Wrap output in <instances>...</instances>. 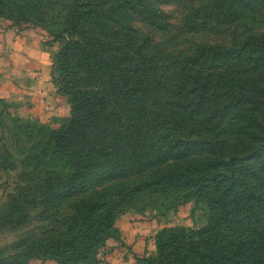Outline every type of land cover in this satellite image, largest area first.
<instances>
[{
    "label": "trees",
    "instance_id": "1",
    "mask_svg": "<svg viewBox=\"0 0 264 264\" xmlns=\"http://www.w3.org/2000/svg\"><path fill=\"white\" fill-rule=\"evenodd\" d=\"M173 1L180 26L162 7ZM46 7L18 11L64 25L54 69L70 115L10 199L15 223L38 215L34 254L99 264L118 217L161 195L169 208L204 202L208 223L159 231L157 253L138 264H264V32L175 46L264 16V0H72L59 22ZM10 156L0 136V170L16 169Z\"/></svg>",
    "mask_w": 264,
    "mask_h": 264
},
{
    "label": "rangeland",
    "instance_id": "2",
    "mask_svg": "<svg viewBox=\"0 0 264 264\" xmlns=\"http://www.w3.org/2000/svg\"><path fill=\"white\" fill-rule=\"evenodd\" d=\"M27 1L47 6V13L54 17V22H59L68 11L72 0H0L1 25L18 28L19 32L30 30V33H38L45 49L54 52L49 82L51 90L46 95L49 106L45 116L41 113L36 114L28 108L20 109L16 100L0 97V136L3 138L5 148L11 154L9 159L13 160L16 166L14 170L10 168L0 170V264H12L17 258L22 259L24 264L25 262L58 264L57 261L45 256L37 257L35 251L29 248L30 243L42 232L39 229L41 222L36 211L32 210L31 217L21 218L15 223L20 214L13 212L12 205H9L12 203L11 196L20 190L17 188L29 181V176L22 173H30L34 165L38 164V160L32 158L51 144V132L58 129L70 115V112H66L67 107L70 108L68 96L58 87L57 81L61 74L58 69H54L57 52L63 45L62 41L55 40L54 34L63 33L64 25H53L51 31L49 29L51 23L33 26L30 17L25 18L24 21L19 14L18 6ZM197 1L193 0V2ZM162 7L170 13L171 21L176 26H180L182 7L177 5L176 1L162 4ZM15 21L19 26H15ZM235 23L232 24L235 26L227 29V33L226 31L185 33L175 46L178 49H191L201 43L230 44L244 40L250 33L264 32V16L259 13L256 19H241ZM44 160L46 161L42 159L43 162ZM57 167L63 169V173L68 171L60 163ZM170 201L172 198L156 195L152 205H148L145 209L142 210L139 204V209L131 208L121 214L117 219V235L108 238L105 245L99 249V264H138L137 256L150 257L157 253L156 234L159 231L172 226L197 229L208 223L209 209L204 202L191 199L169 208ZM28 254L34 256L28 258L26 257Z\"/></svg>",
    "mask_w": 264,
    "mask_h": 264
},
{
    "label": "crops",
    "instance_id": "3",
    "mask_svg": "<svg viewBox=\"0 0 264 264\" xmlns=\"http://www.w3.org/2000/svg\"><path fill=\"white\" fill-rule=\"evenodd\" d=\"M5 26L0 24V97L45 116L54 52L45 49L38 33Z\"/></svg>",
    "mask_w": 264,
    "mask_h": 264
}]
</instances>
